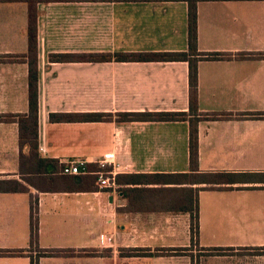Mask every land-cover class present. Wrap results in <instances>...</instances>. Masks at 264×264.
Returning <instances> with one entry per match:
<instances>
[{
	"label": "crops",
	"instance_id": "0c3cea01",
	"mask_svg": "<svg viewBox=\"0 0 264 264\" xmlns=\"http://www.w3.org/2000/svg\"><path fill=\"white\" fill-rule=\"evenodd\" d=\"M0 3L23 4L0 6V114L24 113L28 64L8 56L27 50V7ZM37 8L40 155L59 164L71 158L93 163L112 151L115 177L188 172L187 120H115L121 111H187V61L49 58L186 51L187 2L54 1ZM196 27L199 52L230 56L197 62L198 110L204 114L198 169L237 176L231 183L176 186L198 190L194 241L190 213L167 210L168 185H126L133 189L129 202L118 183L93 190L28 185L25 192L0 190V249L24 250L0 255V264H31L34 258L38 264H264V0H200ZM51 112H109L113 119L52 122ZM212 113L230 115L210 119ZM18 167V125L0 121V180H21ZM48 249L73 254L39 255ZM131 249L135 255H126Z\"/></svg>",
	"mask_w": 264,
	"mask_h": 264
},
{
	"label": "trees",
	"instance_id": "16d2710c",
	"mask_svg": "<svg viewBox=\"0 0 264 264\" xmlns=\"http://www.w3.org/2000/svg\"><path fill=\"white\" fill-rule=\"evenodd\" d=\"M54 1H132V0H0V2H24L27 7V50L23 54L8 56L9 59L25 61L28 64V109L24 113L0 114V121L16 122L18 125L19 167L18 173L21 180H0V190L3 191H28V185L39 189L53 188H82L97 189L95 174H65L62 165L57 160L45 158L40 155L38 143V48H37V15L38 3ZM146 1V0H133ZM156 1V0H149ZM188 5V49L186 51H130L114 53H87L75 55L70 53L51 54V61H171L184 60L188 62V110L187 111H121L116 112L115 120L119 122L132 120L152 121H176L187 120L189 123L188 148H189V171L170 173H121L115 177L116 183L122 185L119 191L127 202L132 200V184H158L168 185L164 187L171 195L168 198V211L190 213V233L192 242L198 235V197L197 188L181 187L182 184H220L235 181L236 174L225 172H200L198 169V122L203 119V113L198 110V78L197 62L201 58H227L228 54L221 52L203 53L197 50V27H196V4L200 0H183ZM260 56L256 54V56ZM13 57V58H11ZM18 57V58H17ZM238 58L246 57L244 54L236 55ZM230 114L212 113L210 119L229 117ZM113 114L109 112H51L49 121L73 122V121H109ZM90 171L97 170L95 163L87 164ZM108 166L107 169H110ZM175 185V186H172ZM35 204L32 205V208ZM129 206V204H128ZM129 209V207H127ZM37 222L31 220L30 238L35 240ZM184 248H178L181 252ZM96 252H91L95 254ZM146 254L147 251L138 252ZM21 249H0V255H23ZM70 255L71 249H48L42 250L39 255ZM135 255L131 249L126 255ZM31 264H38V258L31 259Z\"/></svg>",
	"mask_w": 264,
	"mask_h": 264
},
{
	"label": "built area",
	"instance_id": "2783aa9c",
	"mask_svg": "<svg viewBox=\"0 0 264 264\" xmlns=\"http://www.w3.org/2000/svg\"><path fill=\"white\" fill-rule=\"evenodd\" d=\"M93 163L97 165V170L90 171L87 168L89 162L78 158L67 159L61 162L62 172L65 174H95V183L99 188H117L118 184L115 180L116 164L114 152L109 151L103 153L101 158L95 160ZM108 166H111V168L107 169Z\"/></svg>",
	"mask_w": 264,
	"mask_h": 264
},
{
	"label": "rangeland",
	"instance_id": "374dc122",
	"mask_svg": "<svg viewBox=\"0 0 264 264\" xmlns=\"http://www.w3.org/2000/svg\"><path fill=\"white\" fill-rule=\"evenodd\" d=\"M23 5L22 3H0V6H2V8H9L8 6H10V8H12V6H21Z\"/></svg>",
	"mask_w": 264,
	"mask_h": 264
}]
</instances>
